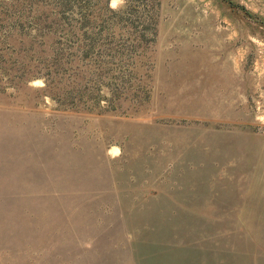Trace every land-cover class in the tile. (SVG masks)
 <instances>
[{
  "label": "rangeland",
  "instance_id": "374dc122",
  "mask_svg": "<svg viewBox=\"0 0 264 264\" xmlns=\"http://www.w3.org/2000/svg\"><path fill=\"white\" fill-rule=\"evenodd\" d=\"M0 264H264V0H0Z\"/></svg>",
  "mask_w": 264,
  "mask_h": 264
}]
</instances>
